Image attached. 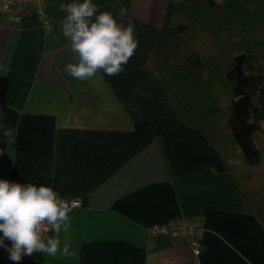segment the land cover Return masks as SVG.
Instances as JSON below:
<instances>
[{"label": "crops", "instance_id": "1", "mask_svg": "<svg viewBox=\"0 0 264 264\" xmlns=\"http://www.w3.org/2000/svg\"><path fill=\"white\" fill-rule=\"evenodd\" d=\"M179 1L93 0L100 12L128 9L123 22L139 47L119 75L89 80L64 71L74 54L59 6L73 0H47L44 17L32 5L0 14V179L81 200L61 232V248L67 236L76 255L37 252L19 264H264V227L235 178L143 65L147 49L166 41ZM180 216L203 222L198 253L149 230Z\"/></svg>", "mask_w": 264, "mask_h": 264}, {"label": "trees", "instance_id": "2", "mask_svg": "<svg viewBox=\"0 0 264 264\" xmlns=\"http://www.w3.org/2000/svg\"><path fill=\"white\" fill-rule=\"evenodd\" d=\"M181 0L143 58L177 116L213 144L264 227V0Z\"/></svg>", "mask_w": 264, "mask_h": 264}, {"label": "clouds", "instance_id": "3", "mask_svg": "<svg viewBox=\"0 0 264 264\" xmlns=\"http://www.w3.org/2000/svg\"><path fill=\"white\" fill-rule=\"evenodd\" d=\"M59 7L66 14L62 34L74 54L73 62L64 69L66 74L89 80L99 72L115 76L125 71L139 47L135 26L123 22L128 14L125 6L115 14L98 11L93 0H73ZM72 211L73 203L62 198L53 186L0 179V247L14 264L37 252L73 257L76 252L67 236L61 248V232H69Z\"/></svg>", "mask_w": 264, "mask_h": 264}, {"label": "built area", "instance_id": "4", "mask_svg": "<svg viewBox=\"0 0 264 264\" xmlns=\"http://www.w3.org/2000/svg\"><path fill=\"white\" fill-rule=\"evenodd\" d=\"M47 0H0V14L7 13L16 15L21 13L27 5H32L33 10L38 15L44 17V7ZM43 24L49 28L54 22L43 18ZM69 201L73 207L80 204V197L76 196ZM205 227L197 216H180L163 223H155L149 226L152 232L166 233L172 237L187 239L193 247L195 253L200 251V237ZM9 247H11V242ZM9 254L4 248H0V258H8ZM9 259V258H8Z\"/></svg>", "mask_w": 264, "mask_h": 264}, {"label": "rangeland", "instance_id": "5", "mask_svg": "<svg viewBox=\"0 0 264 264\" xmlns=\"http://www.w3.org/2000/svg\"><path fill=\"white\" fill-rule=\"evenodd\" d=\"M226 4L229 5L238 19H241L247 12L249 6L240 2V0H228Z\"/></svg>", "mask_w": 264, "mask_h": 264}]
</instances>
